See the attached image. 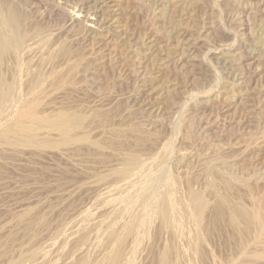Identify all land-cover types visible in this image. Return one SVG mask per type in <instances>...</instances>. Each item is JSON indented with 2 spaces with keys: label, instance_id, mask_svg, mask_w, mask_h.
Returning <instances> with one entry per match:
<instances>
[{
  "label": "rangeland",
  "instance_id": "374dc122",
  "mask_svg": "<svg viewBox=\"0 0 264 264\" xmlns=\"http://www.w3.org/2000/svg\"><path fill=\"white\" fill-rule=\"evenodd\" d=\"M70 1L76 2L74 0H30L29 5L19 3L27 19L26 22L41 31V34L45 33L43 37L39 32L41 37L45 38L40 43L42 42L46 49L43 48V44L38 45L40 43L37 45L39 50L42 47L41 51L35 45L31 48L34 46L37 50L28 48V51L25 48L26 45H21L20 48L23 47V49H18L16 58H10L11 60L8 58V63L14 70L17 69L19 77L26 73V68H29L28 73L36 72L39 68L43 72L51 71V64L54 61L51 60V64L47 61L52 56L47 55V52L57 48H54L55 43L62 41L56 46L61 47V44H64L62 47L72 51L71 58L68 59V56L64 59L66 62L63 61L66 64L72 58L74 59L75 55L80 56L79 53L84 51L83 56H80L82 57L80 62L84 60L83 63L78 61L80 60L78 57L74 59H78L75 62L76 65L80 63L76 71H73L76 74L74 89L67 86L62 91L59 90L57 94L58 91L54 88H48L46 95H50V98L47 96L49 100L44 99V108L48 105L44 110L49 111L48 113L67 109L77 114L80 112L87 119L83 120L85 122L83 131H88L89 139L98 142L102 148L97 151L80 144L79 147H64L60 148L61 150L0 149V264L10 262L18 264L19 261L20 264L27 253L34 249L37 251V248L40 249L38 251L42 257L38 254L33 264H72L82 255V258L85 255L87 264L91 262L94 264L105 256L107 253L105 246L108 245V249L112 246L110 243L107 244V236L111 229H120L129 219L127 214L132 212L136 214L137 208L138 214L142 210L134 204L140 194L139 189L124 185L127 181L118 182V184L108 179L106 182L97 184V177L100 174L103 175L115 166H120L118 157L125 149H133L141 155L140 157L145 158L146 160L141 159L145 160V164L148 163L147 168H151L148 170L152 173L157 174L160 173L159 170H162L160 174L163 180L159 179L160 175H158L154 184L156 192L154 190V193L143 195L145 199L153 198L154 194L163 188L169 189L170 184L165 183H169V176L189 180L194 191L206 194V198H209V183L206 179L209 182L208 176L212 167L213 170L217 168L222 170L226 166L228 171H231L229 169L231 167L234 172L229 176H233L234 179L237 177L234 175L236 173L243 178L250 175L247 163L254 162L255 159L253 164L257 163V165L253 166L251 173L259 172L260 174H255L257 178L264 176V146H261L264 144L262 143L264 139V135L262 136L264 134V0H181L182 3L180 0H105L108 7L104 9V17L108 19V26L105 24V30L100 32L106 34L108 29L112 41L108 46L110 49L104 50L106 52L104 54L109 53L108 55L112 56L110 61L114 59L118 60L117 62L122 61L116 64L114 67L116 69H109L108 64L105 66L107 69L90 64L92 67L89 68L90 70L85 68L88 61L91 62L93 58L88 55L86 49L82 48L80 33H73L74 30H70L71 27H68L67 23L68 16L76 13L74 11L78 10L81 4L77 0L75 7V4ZM35 4L37 8L33 7ZM24 11L27 12L24 13ZM176 11L181 15L177 21L172 20V15ZM150 17L154 21L151 24L154 27L151 26V28H149L150 25L145 26ZM182 32L186 33L187 40L186 38L182 40ZM40 35L37 37L38 40L42 39ZM47 35L52 36L53 42ZM176 40L179 41L177 46ZM34 41L36 42L37 39ZM28 42L26 43L29 44ZM49 42H52L54 46L52 49L48 48L50 51L47 50V47L52 45ZM6 46L9 49L10 46ZM53 52L51 51V54ZM42 53H46L48 57ZM42 57L45 58L43 64ZM127 58L128 62L125 61ZM14 63L16 67L13 66ZM23 63H27L28 67ZM121 63H123L122 66ZM66 64H63L65 68L62 65L64 70L67 67ZM19 68L22 70L20 71ZM129 72L133 75L134 72L136 73L133 76L129 75ZM11 84L9 99L13 100L16 91L13 90V83ZM155 88L156 90L151 94L149 90L153 91ZM11 100L7 105L14 103ZM226 105L229 110L227 115L222 117L220 109ZM157 108L161 110L158 116L155 115ZM104 116L107 119L106 122L103 121ZM218 129H221L222 133ZM179 157L180 160L184 159H182L183 166L181 162L176 163L180 161ZM160 159L162 163H159V166L163 164L164 166L156 168V160L160 161ZM184 162L187 163L186 166ZM175 163L179 166H175ZM243 165L246 166L243 167ZM134 174H138L137 178L141 179L137 181L139 185L147 173L142 171ZM254 181L255 179L253 183L256 185H264L261 178L257 183ZM121 183H124V186ZM182 184L178 185L177 190L181 200L185 197V190L183 192L185 184ZM180 186H184L182 190ZM247 202V200L242 201L245 205H249ZM24 212L28 215L26 216ZM144 219L145 222L143 220L141 224L143 227L140 226L141 229L143 228L140 237L134 243L127 242L130 244H126L124 248L126 252H123V257L125 258L122 260H130L129 262L126 260L129 264H157L159 251L168 245L169 242L166 241H170L179 247V251H182L179 252L180 255H174L176 259L178 256L182 260L186 257L185 259H189V262L184 259L186 264L187 262L195 264V259L198 260L196 264L199 263V255L195 252L193 253L197 257L190 254L189 251L192 253L193 250H189V240L185 242L187 237L190 238L191 230L194 229L192 225L189 226L190 222L184 223L182 228L178 229L179 231L176 229L173 236L162 233L163 235L159 237L160 234L155 231L157 229L152 228L157 227V221H153L152 226L145 216ZM183 229L190 230L186 231L188 236H184ZM83 231L88 236L86 239L88 241L79 245L75 242L78 234L80 236ZM182 233L186 240L181 237ZM250 234L242 233L240 241H248L252 236ZM177 235H179L178 239ZM150 236H154V239L153 237L150 239ZM243 236L244 239H242ZM181 238L185 241L183 242ZM225 239L226 236L222 233L205 239L201 254L204 264L254 263L252 258L249 260L251 254H246L249 255L248 258L245 254L241 255L234 249L226 247ZM151 243L153 246L150 245ZM241 243L243 245V241L240 245ZM102 245L104 248H101ZM249 249L251 248L247 250ZM172 258L175 260V257L172 256ZM262 261H255V263L264 264Z\"/></svg>",
  "mask_w": 264,
  "mask_h": 264
},
{
  "label": "bare ground",
  "instance_id": "6f19581e",
  "mask_svg": "<svg viewBox=\"0 0 264 264\" xmlns=\"http://www.w3.org/2000/svg\"><path fill=\"white\" fill-rule=\"evenodd\" d=\"M29 1L30 0H0V149H6V150L7 149H13V150H19V149L20 150H22V149L24 150V149H26V150H37V151L44 150L45 151V149L58 150V149L64 148V147H66V148L67 147H74L75 148V146H78V145L80 146V144H83V145H87L90 148H93V149H95L97 151L101 150L102 147L100 146V144L98 142H93V141H91V139H89L88 134H87L88 131L87 132L83 131L84 130L83 123H85L83 120H85L86 117L81 115L80 112H78V114H77L75 112L73 113V112L67 111L68 110L67 109V110H60V111L55 110L57 112L48 113L49 111L46 112V110H44L48 106V105H45V108H44V104H45L44 103L45 102L44 99L47 98V96H48V95H46L47 94L46 92H47L48 88H54L55 91H58V92H56L57 94L59 93V90L62 91L67 86L69 88H71V89H74V84H75V82H74L75 81L74 80L75 76L74 75H76V74H74L73 71L75 69H77V67H78L77 65H79L80 63L84 62V60H83V62H80L82 60V57H80V56L81 55L83 56L84 51H83V53H79V55L81 54L80 56H78V54L75 55L76 57H78V59H80V60L76 59L80 63H78L76 65V63H75L76 60H74L76 57H74V59L72 58L71 60H69V62L67 61L68 62L67 63L68 65H67L65 63L66 61L64 59L66 57H68V56H69L68 59L71 58L70 54H71L72 51L70 52L68 50V48L66 49V48L62 47V46H64V44L63 45L61 44V47H60V45H59V47L56 46L57 44H60L62 41L60 43H57V44L55 43L54 44L55 47H54L53 44H52V42H53L52 41L53 39L51 38L52 36L47 35L48 37L51 38V41H52V42H49V44L51 43L52 45L47 47V50L50 51L49 50L50 48L52 49L53 47L54 48L57 47L56 49H52L51 50L52 52L54 51L52 54H51V51L47 52V50H46L47 55H49V56L52 55L53 56V58H51L52 57L51 56L50 59L48 58L49 60L47 59V61H50L49 62L50 64H51V60L54 61L51 64L52 65L51 71L43 72L39 68L40 70L37 69L38 71H36V72L33 71V73H32L29 70L30 73H28V69L29 68L28 69L26 68L25 70H27V71H25L23 69L26 73L23 76L19 75V77H18L17 76V72H16L17 69L14 70V68L11 65L9 66L10 63H8V61H9L8 58L9 59L10 58L11 59L16 58L15 56H17V53H19L18 49L20 48L21 45L22 46L26 45L25 48H27V51H28V48L30 50L32 45H35V47L39 50L38 45L42 46V44H43L42 42L45 39V38H43L45 36V33L42 32L44 35L41 34V31H38L29 22L28 23L26 22L27 19L25 17V14H23V12L21 10L22 8L20 9V7H19L20 6L19 3H22V4L26 3V4L29 5ZM74 1L77 2V0H74ZM78 1L80 2L81 5L79 6V4H78V6H79L78 10L74 11L76 13L71 14V15L68 16V22L67 23L69 25L68 24L67 25H68V27H71V28H69L70 30L71 29L74 30V31H72L73 33H76V32H77V34H78V32L80 33L79 37H80V40L82 41V44H83L82 48L86 49L87 53H89L88 55H90L93 58L91 62L88 61L87 67L84 65L86 67L85 69L90 70L92 68V67H90V64H92L93 66L103 67V68L106 66V64H108L107 67H109V69L114 68L116 66V64L118 65V63H120L122 60H120V62H117L118 60L116 61V59H114V60L111 59L113 61H110L109 59L112 58V56L108 55L109 53L106 54V55L104 54V52H105L104 50H109L110 49L108 46H109V44L111 43L112 40L110 39V35L108 34L109 31H108L107 28H106L107 29V33L106 34H102L100 32V31L105 30V28H104V27H106V26H104L105 24L108 26V24H107L108 19H106V17H104V14H105L104 13V9L108 7L107 6L108 5L107 1H105V0H78ZM70 2L73 3L72 1H70ZM76 2H74L73 4H75ZM180 2H181V0H180ZM176 3H177V1H176ZM36 6H37V4H35V6H33V7L37 8ZM175 6H177V4ZM59 7H60V5H59ZM75 7H76V4H75ZM70 9H72V8H70ZM31 10H28V11H31ZM58 10H60V9H58ZM91 11H93V12H91ZM26 12L27 11H24V13H26ZM107 12H106V14H107ZM113 12H111V13H113ZM129 14H130V12H129ZM179 14H180V12L176 11L175 14L172 15L173 16L172 20L176 19L175 21H177L178 18H181V15H179ZM109 15H111V14H109ZM107 18H109V17H107ZM112 21H113V19H112ZM152 21H153V18L150 17V19H148V21H147V25H145V26H149L150 25L149 28H151V26L154 27V25H151V24H153ZM183 31H185V30H183ZM39 32H40V34L43 37H41ZM185 32L184 33L182 32L183 33L181 35L182 40H184L186 38V36H187L186 35L187 32L186 33ZM39 35H40V38H42V39L38 40L37 37H39ZM50 38H49V40H50ZM35 39H37L36 42L34 41ZM186 40H187V38H186ZM40 41H42V42L40 43ZM26 42H28L29 44H27ZM54 42H56V41H54ZM178 42L179 41H177L176 46L179 44ZM38 43H40V44H38ZM6 45L10 46L9 49H8V47ZM32 48L35 49L34 46ZM40 48L42 49V47H40ZM43 48L46 49L45 45H44ZM20 49H23V47L20 48ZM37 49H35V50H37ZM41 49L39 51H41ZM39 51H37V52H39ZM42 52H44V51L42 50ZM75 52H77V51L75 50ZM135 52L136 51H134V53ZM28 53H31V52H28ZM48 53H50V54H48ZM73 53H74V51H73ZM134 53L132 52V54H134ZM42 54H45V57L47 56L46 53H42ZM108 56H111V57H108ZM127 56L129 58V55H127ZM128 58L125 61L128 62L129 60H131L130 58L128 60ZM42 59H43V61H42V64H43L45 58L42 57ZM83 59H85V57H83ZM179 59H180V57H179ZM72 60H74V61H72ZM63 61H65V62H63ZM30 62L32 63V61H30ZM23 64H25V63H23ZM63 64L64 65L66 64V66H67L65 70L62 68L64 66ZM14 65H15V63L13 64V66ZM122 65H123V63H121V66ZM15 67H16V65H15ZM22 68H25V67H22ZM64 68H65V66H64ZM114 69H116V68H114ZM19 70H20V68H19ZM24 71L22 73H24ZM128 71H130V70L128 69ZM135 73L136 72H134V75H135ZM118 74H120V73H118ZM131 74H132V72H131ZM131 74L129 72V75H131ZM10 79H11V81H10ZM10 82L13 83V90L16 91V96H15V99H13V100L9 99V98H11V97H9V95L11 94L10 90H11V87H12V84ZM89 86H90V84H89ZM159 87H161V86H159ZM161 88H163V87H161ZM157 89H159V88H157ZM155 90H156V88L153 91H151V90H149V91L152 94ZM12 93L14 94V91ZM48 97L50 98V95ZM10 100H11V102H14V103H12V105H7ZM52 100L50 101L51 103H52ZM166 100H167V97H166ZM166 102L168 103V101H166ZM148 105H151V104H148ZM247 108L249 109L248 106H247ZM220 110H221V113H222L221 116L223 117V116L227 115L226 113H227V110H229V108L226 105V106H223ZM156 111H157V113L155 115L158 116V114L161 112V110H160V108H157ZM218 116L221 117L220 114H218ZM104 117H103V119H104L103 121L106 122L107 119H106V117L105 118ZM101 121H102V119H101ZM218 130H220V132H221V129H218ZM263 135L264 134H262V136ZM262 143H264V139H263ZM261 146H264V144L261 145ZM257 147H258V144H257ZM80 148H82V147H80ZM260 149H261V147H260ZM13 150H11V151H13ZM139 155L135 151H133V149H130V148L129 149H125L123 152H121L119 154V157H118V159L120 160V166L119 167L115 166V168L111 169L110 171L108 170V173L105 172L106 174L104 173L103 175L102 174H100L99 176L97 175L98 176L97 177V184L98 183H102L104 181L106 182V181H108V179H110L109 181H113V182H116V183L122 182V181L123 182L127 181V182H125L126 184H124V183L123 184L127 185V186L131 185V186H134L137 189H139L140 194L137 197V199L135 200L136 203H134V204L138 205L142 210H140L141 212L138 214L137 212L139 211V209L137 208L138 211H136V214H134L133 212L132 213L128 212L129 208L126 209V210H128L127 212L130 213V214L126 215V216L129 217V219H127L128 221L126 220L127 222L126 223L124 222V224L121 226V228L118 227L120 229H111V231L108 233V236H107L108 243L107 242L106 243L107 244L110 243L112 246H111L110 249H108V247H109L108 245L105 246V248H107L109 251L107 249H105V252H107V253L105 254V256H103L104 258L101 257L102 258V259L100 258L101 261L99 260L100 263H98L99 261H97L96 263H98V264H126L128 260L127 259H126L127 261L126 260H122V259L125 258V257H123L124 256L123 252L125 251L124 248L126 247V244H127L128 241L129 242L132 241L134 243L136 241V239L138 237H140L142 229H143V228L141 229L140 226H142L141 224H142L143 220L145 222L144 216L150 221V223H152V226H153V223H154L153 221H157L156 222L157 223V227H152V228L153 229H155V228L157 229L155 231H156L157 234H160L159 237H161L162 233L163 234L167 233L170 236H173V234H174L176 229L178 230V229L182 228V225L184 223H187V222L189 223L190 222L191 224L189 226H191V225L193 226L194 229L190 228V229L193 230V232L191 230L192 234L190 233V235H191L190 238L187 237V240H186V237H184V236L185 235L188 236V234L186 233V231H188V230L185 231V229H183L185 234L183 236V233H182L181 237H184L186 241L182 240V238H181V240L183 242L184 241L187 242L189 240L188 241V244H189L188 246L190 247L189 250H193L192 253L190 251H189V253L190 254H194L193 252H195V253H197V255H199L198 257L200 259H199V263L198 264H204V260L202 259L201 254H202V252L204 250L205 239L206 238L209 239L210 237L215 236V235L220 234V233H222V234H224L226 236V239H225L226 241L224 242V243H226L225 244L226 247L234 249L235 251L239 252L241 255L242 254L246 255L248 253L251 254L250 258L248 257L249 255H246V257H248L249 260L252 258V262L254 261V263H252V264H256L255 261H259V260H263L264 261V185L263 186H259V185H256L255 183H253L254 179H255L254 182L257 183L258 180L261 178V181H263V184H264V176L262 178V175H261L260 178H257L256 175H258L259 172L256 174L257 171H255L256 175L254 173H253L254 175L251 173L253 171V168L257 165V163H256V165L253 164L255 162L254 158H253L254 162L253 161H251V162L248 161L249 163H247V165L249 164L248 165L249 166L248 170H250V175L252 174L251 177H249L250 175L248 174L249 179H247L248 177H246V176H244L246 178H244V177L242 178V175L239 176V175H236V173L234 175L237 176V177L233 179V176L232 177L229 176V175H233V172H234V171L232 172L233 168H231V167L229 168V169H231V171H228V168L226 169V166H224L225 168L222 169V170L218 169L216 166L215 167L217 169L215 168L216 170H213L214 168L212 167V171L210 169V171H211L210 175L207 174V175H209L208 177H210L209 182L206 179V182L209 183L208 184L209 198L207 197L208 199L206 198V196H207L206 194H202L200 192L194 191V189L191 188L192 186H190L191 183H190L189 180H186L185 178L181 180L180 178L175 177V176L174 177L173 176H171V177L169 176L168 177L169 178V183L165 182V183H167V185L170 184V187H169L170 190L168 188H163L162 187L163 189H161V191H159L157 194H154L153 198H150V199L146 198L145 199V197H142L143 195H145L147 193H149V194L154 193V190H155L154 189V184H155V182H156V180L158 178V175H160L159 179L161 178L162 175L160 173H162V170H159L160 173H157V174L154 173V172L152 173L151 170H148L149 167L147 168V164L148 163L145 164V160L146 159L140 157L141 155L140 156ZM160 156H158V158H160ZM164 156H167V155L164 154ZM141 158L145 159V160L143 161ZM156 158L157 157H155V159ZM166 158H168V157H166ZM161 159H160V161L156 160L157 161V163H155L156 164L155 165L156 168L162 166V165L159 166V163H162ZM182 159L183 158H181V160H180V157H179L180 161H178L176 163L180 164V162H181V165L183 166V164H182L183 162L182 161L184 159L183 160ZM168 161H170V160L168 159ZM163 163H165V161ZM210 163L212 165V161ZM118 164H119V161H118ZM186 164L187 163H185V166H186ZM174 165H172V166H174ZM177 165L178 164H176L175 166H177ZM230 165L232 166V164H230ZM163 166H164V164H163ZM245 166L243 165V167H245ZM155 167H154V169H155ZM207 168H210V166L207 167ZM246 168L244 170H246ZM149 169H151V168H149ZM142 171H145L147 174L145 175V178L142 179V182L138 185L137 181L138 180L141 181V179L137 178L138 174L135 175L134 173H140ZM163 171L165 172V170H163ZM221 171L222 172L225 171V172H228V173L230 172V174L226 173L228 175L224 176L226 174H224V172L222 173ZM166 172H167V170H166ZM173 173H175V172H173ZM205 173L206 172H204V174ZM239 177H241V178H239ZM250 178L252 179V181H251ZM162 182H164V181H162ZM180 183L181 184L182 183L185 184V187L184 186H180L181 190L184 187L183 192L185 190V197H184L185 199L182 197L183 200L180 199L181 198V197H179L180 194L177 193L178 185ZM118 188H121V187H118ZM126 189H127V187H126ZM135 191H136V189H135ZM155 192H156V190H155ZM205 193H207V192H205ZM121 194H123V193H121ZM115 197H117V196H115ZM120 198L121 197H119V199ZM129 199L131 200V198H129ZM243 200H247L248 201L247 203H249V205H245L244 204L245 202L242 203ZM127 202H130V201H127ZM114 204H116V203L114 202ZM102 206H104V205H102ZM129 207H130V205H129ZM134 207H135V205H134ZM113 209H115V208H113ZM25 213L26 212H24V214ZM25 215L27 216L28 213L25 214ZM117 216H118V214H117ZM120 223H121V220H120ZM154 225H156V224H154ZM185 225H187V224H185ZM89 226H90V224H89ZM106 226H107V224H106ZM187 228H189L188 225H187ZM143 231H145V230H143ZM156 233H155V235H156ZM242 233H244V235H247V233H248V235L250 233L252 234V236H250V238L248 237L249 239L247 238L248 241L247 240H242L243 241V245L245 244V242H247L245 244V246H243L242 243H241V245L243 247H241V245H240V242H242V241H240L241 237H242ZM177 234H179V232ZM150 235H151V233H150ZM170 236L168 238H170ZM87 237L88 236L83 231V233H81L80 236L78 234V239H77V236H76L77 240L75 239L76 240L75 243H78L79 245L80 244H84V242L88 241V240H86ZM152 237L154 239V236H150L149 238L151 239ZM165 237L167 238V236H165ZM176 237L178 239L179 235H177ZM244 238L245 237L243 236L242 239H244ZM141 241H143V240L141 239ZM155 242H156V240H155ZM166 242H169L171 244L168 243V245L162 247V249L159 251V253L157 255L156 263L157 264H182L183 260L186 258L185 257L186 255L184 254L185 258L183 260L180 259L179 256L176 259V256L180 255L179 252H182V251H179L180 249L175 243L170 242V241H166ZM178 242H180V240H178ZM34 243H35V241H34ZM129 244H127V245H129ZM150 245H152V243ZM102 246L103 247H101V248H104V245H102ZM76 247H77V245H76ZM91 247H93V246H91ZM189 247H187V249ZM244 247H246L247 249L250 247L251 249H249V250H251V252L249 250H247L246 248H244ZM182 248L184 249V247H182ZM38 249L39 248H37V251L34 249V250L30 251L29 253H27L25 255L24 259L21 260L22 262L20 264H24L23 262H29V263L33 264L35 259H37V255L38 254L40 255V252L38 251ZM100 250H102V249H100ZM184 251H185V249H184ZM184 251H183V253H184ZM247 251H249V252H247ZM37 252H39V253H37ZM67 252H69V251H67ZM102 252H103V250H102ZM87 253H88V251H87ZM104 253H102V254L104 255ZM42 254H44V253H42ZM128 255H129V253H128ZM174 255H176V256H174ZM82 256L81 257L79 256V258L76 259L72 264H87V262L85 260L86 258H84L85 255H84L83 258H82ZM172 256L175 257V260H173ZM195 257H197V256L195 255ZM191 258H193V257L191 256ZM185 260H187L189 262L188 258L185 259ZM185 260H184V264H186ZM195 260H196V262H195V264H196L198 260L197 259H195ZM19 262H18V264H19ZM188 262H187V264H189ZM10 263H8V264H10ZM96 263H94V264H96ZM193 263H194V260H193ZM11 264H13V262ZM91 264H93V263L91 262ZM127 264H129V263H127Z\"/></svg>",
  "mask_w": 264,
  "mask_h": 264
}]
</instances>
